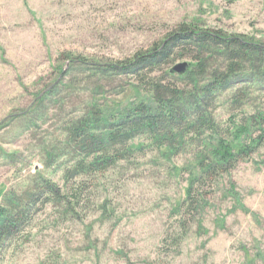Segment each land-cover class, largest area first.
Wrapping results in <instances>:
<instances>
[{
    "label": "rangeland",
    "instance_id": "obj_1",
    "mask_svg": "<svg viewBox=\"0 0 264 264\" xmlns=\"http://www.w3.org/2000/svg\"><path fill=\"white\" fill-rule=\"evenodd\" d=\"M182 26L204 35L171 43ZM229 39L264 47V0H0V207L36 201L0 264H264V143L220 178L184 230L176 208L190 170L209 156V130L194 138L174 122L159 130L168 140L141 136L125 160L87 174L75 168L94 160L92 146L69 137L92 108L108 112L107 123L141 103L155 109L156 85L167 101L184 94L176 104L190 126V97L224 71ZM156 49L169 59L155 72L135 65ZM245 58L212 105L208 124L221 130L264 114V65ZM182 64L190 72L172 73ZM44 183L73 189L77 214L44 197Z\"/></svg>",
    "mask_w": 264,
    "mask_h": 264
},
{
    "label": "trees",
    "instance_id": "obj_2",
    "mask_svg": "<svg viewBox=\"0 0 264 264\" xmlns=\"http://www.w3.org/2000/svg\"><path fill=\"white\" fill-rule=\"evenodd\" d=\"M183 34L171 35L169 41L176 43L187 40H194L199 35L193 29L182 26ZM205 40H221L219 36L205 34ZM226 42L225 61L226 68L222 72L213 74L211 83L200 89V94H193L190 97V103L194 106L196 113V120L192 121L191 125L183 126L185 122V112L176 104V101H182L184 94L182 92H173L172 99L164 100L163 92L160 91L159 86H153L151 92L153 94V101L156 105L155 109H151L146 104L141 103L138 107H134L130 111H126L118 118L111 116V122L107 123L109 113L103 109L95 110L92 108L88 112V117L79 120L76 125L70 130V140L75 144L76 148L88 146L90 143L91 153L95 155L94 160L89 164L84 162L76 166V171L81 174H87L92 169L105 167L110 165H117L119 161L125 160L127 154L131 155L135 148H132L134 140L141 136L151 135L155 137L160 136L161 140H168V136L160 133V128L164 126H173L174 122L179 121L180 129H184L185 135L190 133L189 129L193 130V137L201 136V131L209 130L211 139L205 143L206 150L209 156L203 157L201 154L197 165L189 172L187 178V187L184 190V198L178 203L176 208L179 217L180 225L183 229L188 228V223L184 218L198 213L199 209L207 203L208 196L212 195L219 185V180L223 175L229 174L234 170L238 164L250 157L254 150L258 149L264 143V114L245 116L241 121L236 122L231 119V126L225 130L214 123H211L212 105L226 92L231 89L234 76L242 69L243 61L247 54L256 55L258 59L262 60L264 65V47L259 45H248L244 41H233L231 39L224 40ZM168 54H164L162 50L156 49L153 52L137 57L135 65L139 64L140 68L145 66L150 67L148 74L155 72V62L158 60L168 61ZM158 59V60H157ZM201 66V65H200ZM187 72H190L188 70ZM264 73V72H263ZM146 73H138L137 75L141 84L144 83L143 76ZM197 75V76H196ZM200 75L190 73V77L197 82ZM195 77V78H194ZM240 93L242 91H239ZM205 95V97H204ZM238 95V94H237ZM240 95V94H239ZM204 97V98H203ZM235 96V100H236ZM235 102H242L239 97ZM153 110V111H152ZM184 114V116H183ZM208 118V120H206ZM209 121V122H208ZM107 123L100 136H96L93 131L99 130L101 123ZM199 126V127H195ZM189 127V128H188ZM165 130V128H163ZM257 132V136H255ZM168 137V138H167ZM230 139L231 141H229ZM183 140V138H181ZM161 146L169 142H160ZM169 146V144H168ZM167 146V147H168ZM184 172V170L182 171ZM181 172V173H182ZM42 188L44 197L55 199L57 201H66L68 206L66 211L69 214H77L76 208L78 204L73 202V189L71 192L62 193V190L52 186L49 183H44ZM72 199V200H71ZM16 203V204H15ZM74 203V204H73ZM14 212L7 208L0 207V260L2 259L8 244L18 238L25 226L31 221L32 215L36 207L35 199H29L25 202H14ZM18 205V207H17ZM100 208L106 209V204L101 205ZM179 239V238H178ZM183 239V238H182ZM176 241H180L176 240Z\"/></svg>",
    "mask_w": 264,
    "mask_h": 264
},
{
    "label": "water",
    "instance_id": "obj_3",
    "mask_svg": "<svg viewBox=\"0 0 264 264\" xmlns=\"http://www.w3.org/2000/svg\"><path fill=\"white\" fill-rule=\"evenodd\" d=\"M190 65L189 64H182L179 65L177 67L174 68V70H172V73H184L189 69Z\"/></svg>",
    "mask_w": 264,
    "mask_h": 264
}]
</instances>
